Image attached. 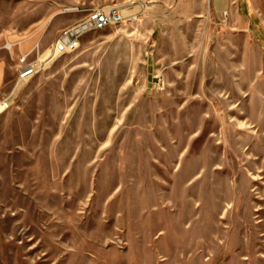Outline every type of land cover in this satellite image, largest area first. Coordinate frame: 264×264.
I'll list each match as a JSON object with an SVG mask.
<instances>
[{
    "label": "rangeland",
    "instance_id": "374dc122",
    "mask_svg": "<svg viewBox=\"0 0 264 264\" xmlns=\"http://www.w3.org/2000/svg\"><path fill=\"white\" fill-rule=\"evenodd\" d=\"M121 1L0 0V264H264V78L246 35L140 0L136 20L55 52ZM22 52L43 61L28 80Z\"/></svg>",
    "mask_w": 264,
    "mask_h": 264
},
{
    "label": "crops",
    "instance_id": "0c3cea01",
    "mask_svg": "<svg viewBox=\"0 0 264 264\" xmlns=\"http://www.w3.org/2000/svg\"><path fill=\"white\" fill-rule=\"evenodd\" d=\"M181 2L184 3L186 15L210 14L218 19L227 15L230 23L244 32L252 49L244 60L249 64L247 73L252 77L258 75L264 78V0H181ZM142 5L140 0H123L118 6L124 11L137 13L141 11ZM34 43V38H29L27 46H21V50H28ZM11 66L10 63L0 61V92L11 80Z\"/></svg>",
    "mask_w": 264,
    "mask_h": 264
},
{
    "label": "built area",
    "instance_id": "2783aa9c",
    "mask_svg": "<svg viewBox=\"0 0 264 264\" xmlns=\"http://www.w3.org/2000/svg\"><path fill=\"white\" fill-rule=\"evenodd\" d=\"M137 13L126 14L121 6L95 8L80 21L63 28L55 43L56 53H66L80 47L84 34L92 30L106 28L110 25L126 23L136 20ZM30 52H22L19 58L18 79L28 80L33 77L42 66V60H30Z\"/></svg>",
    "mask_w": 264,
    "mask_h": 264
}]
</instances>
